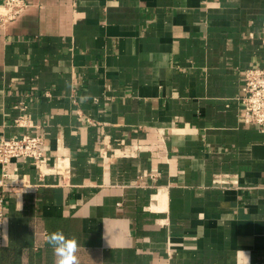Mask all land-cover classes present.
Returning a JSON list of instances; mask_svg holds the SVG:
<instances>
[{
    "label": "crops",
    "instance_id": "crops-1",
    "mask_svg": "<svg viewBox=\"0 0 264 264\" xmlns=\"http://www.w3.org/2000/svg\"><path fill=\"white\" fill-rule=\"evenodd\" d=\"M26 1L0 28V139L42 134L70 170L8 164L36 187L6 198L0 264H54L56 231L80 264H264V129L240 100L264 0Z\"/></svg>",
    "mask_w": 264,
    "mask_h": 264
},
{
    "label": "built area",
    "instance_id": "built-area-1",
    "mask_svg": "<svg viewBox=\"0 0 264 264\" xmlns=\"http://www.w3.org/2000/svg\"><path fill=\"white\" fill-rule=\"evenodd\" d=\"M28 5L26 0H0V28L15 19ZM243 122L264 129V67H249L243 72L241 87ZM23 107V106H22ZM18 127L33 128L28 115L22 113L14 120ZM44 138L42 134L23 132L0 139V248L3 240L4 204L9 194L20 196L33 191L36 185L27 180H15L8 169L14 160H28L37 169L40 179L50 175L69 174V164L58 157L53 166L45 165Z\"/></svg>",
    "mask_w": 264,
    "mask_h": 264
},
{
    "label": "clouds",
    "instance_id": "clouds-1",
    "mask_svg": "<svg viewBox=\"0 0 264 264\" xmlns=\"http://www.w3.org/2000/svg\"><path fill=\"white\" fill-rule=\"evenodd\" d=\"M45 241L53 250L54 264H80L78 257L79 245L75 238L66 237L62 232L56 231L45 236ZM244 264H249V256L244 252Z\"/></svg>",
    "mask_w": 264,
    "mask_h": 264
}]
</instances>
